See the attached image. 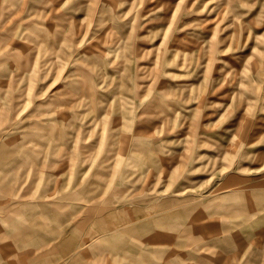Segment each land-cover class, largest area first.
I'll list each match as a JSON object with an SVG mask.
<instances>
[{"label": "rangeland", "instance_id": "374dc122", "mask_svg": "<svg viewBox=\"0 0 264 264\" xmlns=\"http://www.w3.org/2000/svg\"><path fill=\"white\" fill-rule=\"evenodd\" d=\"M0 264H264V0H0Z\"/></svg>", "mask_w": 264, "mask_h": 264}]
</instances>
